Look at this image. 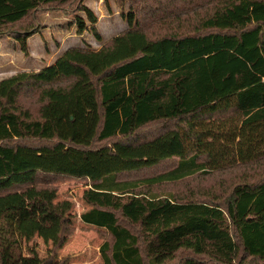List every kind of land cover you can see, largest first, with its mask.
<instances>
[{
  "label": "trees",
  "instance_id": "obj_1",
  "mask_svg": "<svg viewBox=\"0 0 264 264\" xmlns=\"http://www.w3.org/2000/svg\"><path fill=\"white\" fill-rule=\"evenodd\" d=\"M123 1L99 49L0 80V264L69 262L68 178L102 264H264V0ZM46 12L101 41L84 0H0V35L28 53ZM195 175L222 192L167 190Z\"/></svg>",
  "mask_w": 264,
  "mask_h": 264
},
{
  "label": "rangeland",
  "instance_id": "obj_2",
  "mask_svg": "<svg viewBox=\"0 0 264 264\" xmlns=\"http://www.w3.org/2000/svg\"><path fill=\"white\" fill-rule=\"evenodd\" d=\"M84 4L98 16L97 27L101 33V41L94 37L90 29L79 34L74 16H67L60 12L43 13L40 30L28 39V53H25L13 38L0 35V80L19 72L38 71L54 62L60 54L69 48L99 49L115 35L128 29L125 15L128 13L129 6L126 1L84 0ZM29 104L31 106L33 102H29ZM220 181L221 179L215 176L198 177L195 175L184 183L167 187V190L181 191L188 185L197 182L201 188H208L214 193L220 194L222 192L218 186ZM227 181L229 182L230 178ZM55 185L58 187L57 200L68 199L73 203L71 217L75 227L74 233L58 250V258L68 257L67 264H102L99 248L104 238L96 229L83 223L80 217L81 213L89 208L83 200V192L88 187L86 181L68 178ZM29 246H34L41 257H46L52 252L51 244L44 243L38 237H35Z\"/></svg>",
  "mask_w": 264,
  "mask_h": 264
}]
</instances>
